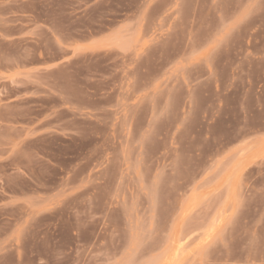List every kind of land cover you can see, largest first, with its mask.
I'll return each mask as SVG.
<instances>
[{"label":"rangeland","instance_id":"1","mask_svg":"<svg viewBox=\"0 0 264 264\" xmlns=\"http://www.w3.org/2000/svg\"><path fill=\"white\" fill-rule=\"evenodd\" d=\"M0 264H264V0H0Z\"/></svg>","mask_w":264,"mask_h":264}]
</instances>
